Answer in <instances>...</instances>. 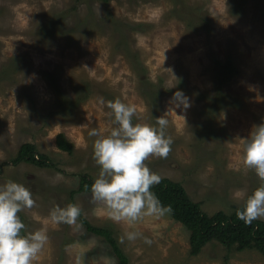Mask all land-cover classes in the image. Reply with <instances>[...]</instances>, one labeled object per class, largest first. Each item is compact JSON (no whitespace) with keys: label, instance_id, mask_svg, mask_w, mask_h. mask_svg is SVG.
Instances as JSON below:
<instances>
[{"label":"rangeland","instance_id":"374dc122","mask_svg":"<svg viewBox=\"0 0 264 264\" xmlns=\"http://www.w3.org/2000/svg\"><path fill=\"white\" fill-rule=\"evenodd\" d=\"M177 89L187 109L171 110ZM116 98L136 107L134 123L169 120L171 151L147 166L209 215L231 214L261 183L241 162L240 140L264 122V0H0V186L32 193L22 231L49 237L34 264H115L116 246L129 264H264L254 248L215 240L193 255L190 231L169 213L116 222L79 190L100 171L88 132L117 126L107 106ZM61 132L71 153L56 145ZM26 142L35 160L16 162ZM69 203L81 208L77 223H54L52 208ZM81 217L111 229L115 245ZM129 231L140 235L128 240Z\"/></svg>","mask_w":264,"mask_h":264},{"label":"clouds","instance_id":"9594fccd","mask_svg":"<svg viewBox=\"0 0 264 264\" xmlns=\"http://www.w3.org/2000/svg\"><path fill=\"white\" fill-rule=\"evenodd\" d=\"M104 101L101 100V103ZM175 108L187 109L190 101L184 92L177 89L171 97ZM107 106L114 114L117 125L107 134L92 128L93 158L100 166L98 176L91 184L93 201L102 202L109 218L130 224L145 216L157 218L171 212L151 191L161 176L152 171L145 161L150 155L167 157L173 143L166 134L169 120L159 116L155 124L133 122L136 107L121 99L108 101ZM241 162L264 181V122L254 125L246 137H242ZM35 204L32 193L24 184L10 180L0 186V264H34L49 237L46 229L24 232L25 224L18 215L23 208ZM81 208L75 203L61 207L56 205L50 211L54 223L76 224ZM236 215L246 224L264 218V183H261L246 197L244 207ZM140 233H125L128 240H135ZM125 237H121L123 240ZM145 243L152 241L144 237ZM80 264V260H77Z\"/></svg>","mask_w":264,"mask_h":264},{"label":"trees","instance_id":"16d2710c","mask_svg":"<svg viewBox=\"0 0 264 264\" xmlns=\"http://www.w3.org/2000/svg\"><path fill=\"white\" fill-rule=\"evenodd\" d=\"M103 1L109 2L110 0ZM208 22L205 18L202 26L206 27ZM229 68L233 69V66L229 64ZM56 145L63 151L70 153L73 151L72 142L62 132L56 136ZM35 154H37L35 145L26 142L20 147L15 161L35 160ZM40 157L45 156L40 155ZM93 181L92 178L83 177L79 190L91 191ZM261 183H264V181H261ZM151 191L158 196L164 205L171 207V212H169L171 217L190 231L191 254H198L207 243L215 240L229 249L233 247L239 250L254 248L264 255V220L256 219L250 224H246L239 219L236 215L237 209H242L244 205L236 208L231 214L220 210L213 215H209L202 210L199 202L194 201L189 196L182 183L168 177L161 178L158 184L151 187ZM81 220L88 230L100 235L105 234L113 244L115 243L111 229L92 226L82 217ZM115 250L119 259L115 264H129L124 252L117 246Z\"/></svg>","mask_w":264,"mask_h":264}]
</instances>
